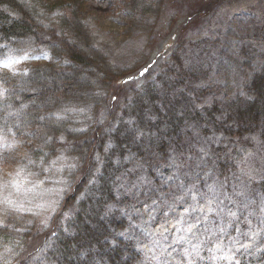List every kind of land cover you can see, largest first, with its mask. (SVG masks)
<instances>
[{
  "label": "trees",
  "instance_id": "16d2710c",
  "mask_svg": "<svg viewBox=\"0 0 264 264\" xmlns=\"http://www.w3.org/2000/svg\"><path fill=\"white\" fill-rule=\"evenodd\" d=\"M226 2H128L119 26L125 28L123 35H143L146 44L122 63L95 39L86 0H0V45L52 56L17 73L1 72L0 89L7 92L0 97V135L7 143H23L25 158L40 163L43 157L45 167L55 161L64 169L35 194L40 208L36 200L34 207H18L24 211L5 212L1 204L0 264H136L143 251L132 235L122 234L130 225L121 209L127 200L123 190L151 163L178 150L196 153L204 147L208 178L227 189L218 198L226 223L222 231L215 229L217 234L224 237L229 230L233 243L238 229L245 231L259 215L261 220L264 167L257 177L245 176L241 166L247 161L245 169L252 153L239 154L238 148L246 144L255 155H264V47L252 59L243 58L251 45L247 34L230 50L242 65V87L249 96L235 93L211 105L198 104L202 98L196 87L211 90L196 84L210 75L206 61H200V47L213 39L207 28L218 26L214 21ZM252 28L264 31V21ZM175 31L174 46L154 61L159 39ZM52 113L66 118L57 120ZM45 136L52 143L45 144ZM241 188L243 197L236 194ZM252 195L258 200L247 205L244 197L253 201ZM250 257L245 252V260L254 261Z\"/></svg>",
  "mask_w": 264,
  "mask_h": 264
},
{
  "label": "rangeland",
  "instance_id": "374dc122",
  "mask_svg": "<svg viewBox=\"0 0 264 264\" xmlns=\"http://www.w3.org/2000/svg\"><path fill=\"white\" fill-rule=\"evenodd\" d=\"M133 1L86 0L89 11L87 21L95 39L97 38L98 44L104 43L113 50L115 59L122 63L130 62L146 44L143 35L138 36L135 32L123 35L125 28H120L124 25L120 19L125 15L128 2ZM222 10L215 19L218 20V26L215 27L214 24L207 28L213 31V39L200 47L202 51L200 61H206L205 67L209 68L210 75L198 80L196 84L211 88L207 90L196 87L197 95L202 98L198 102L200 106L211 105L215 100H226L229 95L235 93L249 96L242 87V65L236 58L230 56L232 54L230 50L237 44L240 35L247 34H249L247 41L251 45L246 48L243 58L252 59L255 50L264 47V31L252 28L253 25L264 21V0H227ZM238 26L242 28L240 33L236 29ZM247 27L251 28L250 32L245 31ZM173 36L162 41L159 39V43L156 44L157 58L168 53L173 46ZM50 59L46 52L9 54L0 63V70L16 72L28 65L44 64ZM6 64L10 66L6 67ZM259 67L260 63L255 64V68ZM258 109H261L259 105ZM23 149L15 142L8 144L5 139L0 141V206L3 203L1 193L6 194L4 198L12 201L17 207L31 206L30 202L32 198H36L35 194L41 192L46 184L50 183L49 186L53 184L55 178L52 175L64 170L53 162L47 167L40 163L29 164L28 159L24 157ZM238 149L239 154L246 155L251 152L250 158H255L247 163L245 169L243 167L247 161L241 166L242 172L247 177H257L264 167V156L259 157L258 154L255 156L253 150L246 144ZM206 155L207 150L204 147L196 153L178 150L167 159L151 163L148 172L140 173L133 181L131 179L129 186L123 190L127 202L123 204L122 210L131 219L133 228H126L122 234L136 237L144 250L142 259L136 264H189L190 261L191 264L238 263L236 256L241 252L235 255L233 251H225L223 244L216 239L215 229L220 228L222 231L226 221L221 216L224 210L223 201L218 202V198L224 194L223 191L219 190L217 203L213 205L217 206L214 212L207 210V199L211 196L206 195V198L200 196L201 192L208 194V188L203 190L204 183L213 184L207 177L208 167L203 161ZM189 189L196 192L195 200L192 199ZM240 192L246 193L244 188L237 191ZM249 197L253 200L251 196ZM36 202V207L40 208L38 200ZM32 206L34 207V203ZM201 208L204 211H201ZM232 210L235 211V208ZM196 214H200L199 218ZM245 218L248 220V212ZM204 219L213 222L210 229L204 227L202 223ZM190 226H193L192 231H188ZM261 232L251 223L244 232L238 229L236 234L240 247L254 248L249 254L254 262L257 260L255 264H264V231ZM242 235L251 239L242 242ZM185 250L191 255L185 256ZM247 261L251 264L249 259Z\"/></svg>",
  "mask_w": 264,
  "mask_h": 264
},
{
  "label": "snow or ice",
  "instance_id": "6c2138e0",
  "mask_svg": "<svg viewBox=\"0 0 264 264\" xmlns=\"http://www.w3.org/2000/svg\"><path fill=\"white\" fill-rule=\"evenodd\" d=\"M5 66L6 67L10 66V64H6ZM147 71H148V69L145 68L143 71L140 72V75L141 76L145 75V73ZM122 83H123V81H122ZM6 92H7V89H0V97H2ZM50 116H55L57 120H61V119H65L66 118V117H63L60 113H52V114H50ZM39 119L43 120L44 117H40ZM69 131L70 132H75V131L83 132L84 130L83 129H69ZM30 135H38V133H31ZM3 139H4L3 137H0V141H2ZM57 139L60 142L63 141V137H59ZM44 140H45V144L52 143V138L51 137L45 136ZM8 147H11V146H8ZM38 151L43 152L44 156L48 155V153L44 152L43 146H39ZM58 159H64V157L61 156V157H58ZM28 163L32 164V165H35L37 162L34 161V160H31L29 158L28 159ZM43 163H44V159L42 157L41 160H40V164L42 165ZM53 164H55V161H53ZM44 170L47 171V169H44ZM192 187L195 188V185H193ZM207 188H208V194H205V193L201 192L200 196H201V198H206V195H210L211 196V198L207 199V210L209 212H214V211H216V208L213 205H215L217 203V198H218V195H219V189H218L216 183H214L212 185H207ZM189 192L192 195V199L195 200L196 199V192L192 191L191 189H189ZM236 194L237 195H243L242 192L236 193ZM3 203L6 205V207L4 209L5 212H7L9 209H11L13 211H24L25 210V209H22V208H18L12 201L7 200V199L4 200ZM261 204H262V208H261L262 218L260 220V224H261L262 227H261L260 230L264 231V196L261 197ZM245 207H247V205H245ZM27 210L31 211V209H27ZM201 211H204V209L201 208ZM229 215L230 216H235L236 213L229 211ZM249 223H250V221H249ZM192 227L193 226H190L188 228V231H192ZM252 235H255V233H252ZM217 247L219 248L220 245H217ZM243 247H247V246H243ZM190 255L191 254L189 252H187V250H185V256H190ZM229 258H231V257H229ZM189 264H191V261L189 262Z\"/></svg>",
  "mask_w": 264,
  "mask_h": 264
}]
</instances>
